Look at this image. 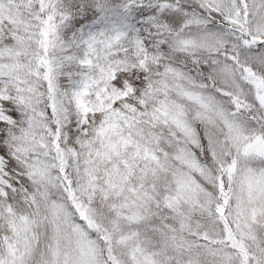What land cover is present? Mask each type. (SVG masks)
<instances>
[{
  "label": "snow or ice",
  "instance_id": "snow-or-ice-1",
  "mask_svg": "<svg viewBox=\"0 0 264 264\" xmlns=\"http://www.w3.org/2000/svg\"><path fill=\"white\" fill-rule=\"evenodd\" d=\"M0 264H264V0H0Z\"/></svg>",
  "mask_w": 264,
  "mask_h": 264
},
{
  "label": "rangeland",
  "instance_id": "rangeland-1",
  "mask_svg": "<svg viewBox=\"0 0 264 264\" xmlns=\"http://www.w3.org/2000/svg\"><path fill=\"white\" fill-rule=\"evenodd\" d=\"M198 195L199 193L195 187H188V186L185 187L184 196L187 198L186 203L188 205L189 215L192 214L193 206L198 203L197 201ZM196 215L197 216L199 215L198 211ZM203 221L204 218L200 217L197 219H193L190 226L187 223H185L183 234L177 235L174 240H170L171 250L176 253L182 251L185 253V255L192 254L198 257L199 259H205L206 257L203 251L198 253L195 248L189 246L192 243V241L196 239L195 234L198 229L201 230V234H203V232L205 231ZM189 227L191 228V230H189ZM206 231L208 235L211 236L215 231V229L211 225H209ZM200 243H208V241L202 240L200 241Z\"/></svg>",
  "mask_w": 264,
  "mask_h": 264
}]
</instances>
